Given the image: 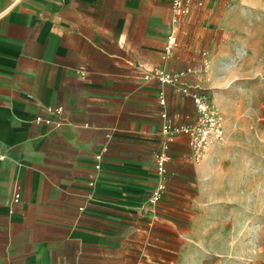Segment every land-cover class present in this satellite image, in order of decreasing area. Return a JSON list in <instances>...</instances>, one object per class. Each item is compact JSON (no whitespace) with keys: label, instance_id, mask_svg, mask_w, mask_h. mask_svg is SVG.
I'll list each match as a JSON object with an SVG mask.
<instances>
[{"label":"crops","instance_id":"obj_1","mask_svg":"<svg viewBox=\"0 0 264 264\" xmlns=\"http://www.w3.org/2000/svg\"><path fill=\"white\" fill-rule=\"evenodd\" d=\"M214 1L174 25L166 54L170 0H0V264H147L195 220L199 199L214 197L218 182L207 177L231 135L200 160L180 135L169 144L165 194L146 204L162 141L159 92L176 123L193 122L195 110L144 79L156 67H193L186 80L203 88L204 58L216 63L228 44L210 37L201 53L187 39Z\"/></svg>","mask_w":264,"mask_h":264},{"label":"rangeland","instance_id":"obj_2","mask_svg":"<svg viewBox=\"0 0 264 264\" xmlns=\"http://www.w3.org/2000/svg\"><path fill=\"white\" fill-rule=\"evenodd\" d=\"M201 12L209 20L187 43L201 53L210 37L228 44L216 63L204 58L202 87L233 146L220 147L225 158L207 177L218 182L214 197L199 199L195 220L147 264H264V0H215Z\"/></svg>","mask_w":264,"mask_h":264},{"label":"built area","instance_id":"obj_3","mask_svg":"<svg viewBox=\"0 0 264 264\" xmlns=\"http://www.w3.org/2000/svg\"><path fill=\"white\" fill-rule=\"evenodd\" d=\"M208 0H170L171 9V33L168 37L165 47L166 54L171 51L175 44L176 25L183 17L191 13L192 6L202 7ZM207 60H203L202 71H206ZM78 71L81 75H85V67L80 66ZM197 72L193 67H185L180 70L170 71L163 67H156L146 71L144 79H153L160 84L170 85L173 89L192 100L195 110V120L191 123H176L166 111V99L163 91L158 94V101L162 107L161 111V126L160 134L162 141L159 149L154 154V164L156 172V183L147 196L146 204L149 206L155 205L163 198L166 190L167 170L166 165L170 159L169 144L178 136L183 135L188 139V144L193 154L198 158L203 155L208 148L214 143H221L224 137L222 125V117L218 112L212 97L205 89L190 85L186 78L188 75ZM63 112L61 107L50 109V113L54 116H60ZM35 123L43 122L48 125L58 126L60 121L36 117ZM0 157H3L1 155ZM100 159V155L96 156ZM99 167V166H96ZM19 194L14 195V201H17Z\"/></svg>","mask_w":264,"mask_h":264},{"label":"water","instance_id":"obj_4","mask_svg":"<svg viewBox=\"0 0 264 264\" xmlns=\"http://www.w3.org/2000/svg\"><path fill=\"white\" fill-rule=\"evenodd\" d=\"M0 145H1V143H0Z\"/></svg>","mask_w":264,"mask_h":264}]
</instances>
